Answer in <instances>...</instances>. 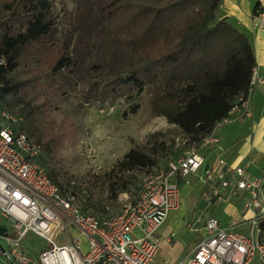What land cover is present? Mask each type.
<instances>
[{"label":"trees","instance_id":"trees-1","mask_svg":"<svg viewBox=\"0 0 264 264\" xmlns=\"http://www.w3.org/2000/svg\"><path fill=\"white\" fill-rule=\"evenodd\" d=\"M72 2L60 32L52 0H0V108L22 117L19 128L41 145L43 166L42 150L52 149L43 126L58 93L73 91L86 104L112 103L151 88L153 114L175 133L168 143L152 133L109 170L114 197L134 194L127 188L134 170L166 165L173 158L160 161L180 151L177 136L198 144L246 96L253 46L244 30L219 16L222 0ZM260 10L257 2L253 13ZM45 170L62 193L95 215L77 202L65 173Z\"/></svg>","mask_w":264,"mask_h":264},{"label":"built area","instance_id":"built-area-1","mask_svg":"<svg viewBox=\"0 0 264 264\" xmlns=\"http://www.w3.org/2000/svg\"><path fill=\"white\" fill-rule=\"evenodd\" d=\"M253 23L264 28L263 10L253 13ZM256 84H264V78L254 67L246 96L231 110H248ZM21 121L19 114L0 108V219L11 227L0 236L7 247L0 256L9 264H151L159 249L157 232L168 213L179 207V181L189 183L188 176L202 183L208 204L220 203L229 189L230 197H239L243 217L222 226L209 215L204 235L183 264H264V169L250 175L245 164H228L220 153L204 165L200 152L218 144L217 131L228 117L198 144L177 136L179 155L148 173L140 190L130 194L116 214L105 217L82 210L74 195L62 193L51 181L38 161L41 145L20 130ZM27 233L46 241L36 257L21 244Z\"/></svg>","mask_w":264,"mask_h":264},{"label":"rangeland","instance_id":"rangeland-1","mask_svg":"<svg viewBox=\"0 0 264 264\" xmlns=\"http://www.w3.org/2000/svg\"><path fill=\"white\" fill-rule=\"evenodd\" d=\"M52 2L57 15L58 29L62 32L67 28L73 2L72 0ZM151 93V88H144L112 103L86 104L77 99L75 92L68 90L63 95L56 93L53 104L48 107L50 117L45 118L43 127L50 132L52 149L42 150L41 162L47 170L53 168L65 173L70 179L68 186L76 191L77 202L87 205L97 217L116 214L130 195L119 192L114 197L108 190V172L124 154L131 148H140L143 142L150 140L151 134L157 131L160 133L158 137L166 142L173 138L174 128L163 116L154 115L151 110L149 105ZM179 153L180 151L171 153L169 157L160 161V165H164L172 158L175 159ZM155 169L134 170L128 178L127 188L130 193H137L145 176ZM193 178L186 177L190 182ZM224 198L229 199V193L224 195ZM184 203L186 204V200ZM209 205L207 203V208H210ZM219 207L212 210L211 214L223 221L226 211L222 206ZM236 208L241 209L238 205ZM0 223H4L10 231V225L2 218ZM175 234L178 235V232ZM184 242H177L180 243L181 250L173 254L171 259L162 260L160 256L158 258L156 256L152 264H177L183 258V253L194 245V242ZM0 244L7 250L1 237ZM21 244L33 252L46 246L44 239L32 233H27ZM0 264L9 263L0 257Z\"/></svg>","mask_w":264,"mask_h":264},{"label":"crops","instance_id":"crops-1","mask_svg":"<svg viewBox=\"0 0 264 264\" xmlns=\"http://www.w3.org/2000/svg\"><path fill=\"white\" fill-rule=\"evenodd\" d=\"M257 2L259 8L264 11V0H222L219 16L227 17L249 35L255 55L257 75L264 78V28L255 27L253 23V9ZM227 117L228 121L223 123L217 131L218 144L202 147L200 150L205 158L204 165L210 163L216 153H220L226 163L245 164L250 175H259L264 169V84H256L253 87L248 100V110L245 111L242 108L231 110ZM204 165L199 173L203 172ZM179 183V207L168 213L157 232L159 249L152 263L156 260V256L157 258L160 256L162 260L171 259L173 254L181 250L178 241L194 242L193 247L184 252L183 258L177 263L183 264L197 241L204 235L207 217L213 216L211 211L220 208L219 206L226 211L223 221L217 218L222 226H226L231 220L240 221L243 217L241 209L236 208V205L240 207L239 197L238 199L224 198L220 203L210 204V208H207V201L202 196L203 185L196 176L189 183H184L182 180ZM228 193L229 189L223 192L224 195ZM249 216L251 212L244 215L245 218ZM176 231L178 235L175 234ZM70 232L77 233L74 227L70 228ZM23 248L34 257L43 249L33 252L28 247L23 246ZM0 257L5 259L3 256Z\"/></svg>","mask_w":264,"mask_h":264},{"label":"water","instance_id":"water-1","mask_svg":"<svg viewBox=\"0 0 264 264\" xmlns=\"http://www.w3.org/2000/svg\"><path fill=\"white\" fill-rule=\"evenodd\" d=\"M6 230H7L6 225L4 223H1L0 224V236L3 235V234H5ZM3 251H4V248L0 244V253L3 252Z\"/></svg>","mask_w":264,"mask_h":264}]
</instances>
